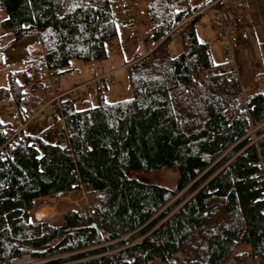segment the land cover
I'll list each match as a JSON object with an SVG mask.
<instances>
[{
    "label": "trees",
    "instance_id": "1",
    "mask_svg": "<svg viewBox=\"0 0 264 264\" xmlns=\"http://www.w3.org/2000/svg\"><path fill=\"white\" fill-rule=\"evenodd\" d=\"M112 4L0 0L2 35L12 43L35 36L41 51L26 71L6 74L22 123L51 98L37 84L41 68L58 80L71 61L106 59V45L118 37ZM198 8L191 0H147L156 45L126 66L130 97L106 103L104 86L97 87V105L81 110L60 97L66 144L6 134L0 121V264L23 256L40 264H264V186L257 180L264 96L243 99L232 71H214L196 37L200 16L179 28L181 50L169 55L167 34ZM160 170L174 173L172 187L129 175ZM73 191L95 206L38 222L25 217L35 200ZM239 246L249 251L233 255Z\"/></svg>",
    "mask_w": 264,
    "mask_h": 264
},
{
    "label": "rangeland",
    "instance_id": "2",
    "mask_svg": "<svg viewBox=\"0 0 264 264\" xmlns=\"http://www.w3.org/2000/svg\"><path fill=\"white\" fill-rule=\"evenodd\" d=\"M116 1L111 0L112 3ZM146 2L147 0H134L135 17L130 15V19L134 23L131 24L133 26L130 30L134 27L139 30L137 39H132L129 36L130 30L126 35H123L126 31H120L117 39L106 45L107 57L105 60L93 64L71 61L67 67L69 71L58 77L55 92L59 94L64 91H72V102L75 110L97 105V91L89 83L99 78L102 73H105L103 76L106 79L104 80V88L99 89V93L104 102L111 103L130 97L126 66L132 63L136 57L143 55L145 50L156 45V41L152 39L150 26L144 12ZM191 2L198 7L202 4V0H191ZM262 2L264 0H222L225 17L233 29L234 27L237 29L235 15H240L241 19L236 38L232 36L233 34L230 36L232 45L230 55H226V42L221 36L218 26L215 25L208 13L202 14L195 24L196 37L199 42L206 43L211 60L216 66L214 71L220 72L221 65H228L226 64V58H232L233 63L232 67H229V71L235 74L243 99L248 98L253 93L264 96V28H261V24H264V4ZM119 17L121 16L113 12L115 24H118ZM2 18H4V14L0 13V19ZM233 43L236 45L233 46ZM167 49L172 57L180 52L178 35L170 37ZM40 55V47L35 36L12 43L10 38L3 36L0 30V121L5 124L6 134H11L10 131L12 132L15 129L20 130L22 123L15 119L16 111L7 88L6 74L14 71H26L29 62L40 57ZM46 92L49 97L53 96L52 91ZM36 111L37 109L27 115L23 131L36 133L44 141L56 144L55 139H52V129L47 124L48 116H54L55 113L50 108ZM251 138L252 140L255 139L252 136ZM129 175L143 182L164 187H172L175 182V175L169 170H160L148 174L129 172ZM54 195L42 198L44 203L40 206H52L49 211H40L39 214H35V211L31 212V210L25 212L29 221L38 222L40 215L44 216V219L54 218L70 207L76 209L75 204L83 199L84 202L80 205L78 211H90L86 204L94 203L82 191L64 193L60 197ZM243 250L245 249L241 247L236 248V252H239V254L245 253L246 250ZM234 263L239 264L233 260H227L226 262V264ZM242 264H251V262L246 260Z\"/></svg>",
    "mask_w": 264,
    "mask_h": 264
},
{
    "label": "built area",
    "instance_id": "3",
    "mask_svg": "<svg viewBox=\"0 0 264 264\" xmlns=\"http://www.w3.org/2000/svg\"><path fill=\"white\" fill-rule=\"evenodd\" d=\"M219 3H220L219 0H212V1L202 0L201 6L191 16H189L188 18H185L184 14H182L180 16V20H179L178 24L174 28H172L167 35L170 37L177 35L179 28L188 19H190L194 16H201L202 14L208 13L210 15V18L212 19V21L215 23V25L218 26V29L220 30V34L226 42V49H227L226 55H230L231 49H232V45L230 42V36L233 34L234 30L231 27L229 21L225 17V9L223 8L222 5L219 6ZM111 11L116 13L117 15H119L121 17H128L130 15L135 17L134 0H117L116 2H114L112 4ZM135 22H136V20H135ZM131 24H134L133 21L131 22ZM138 35H139V30L136 27H134L129 32V36L132 39H137ZM232 63H233L232 58L230 59L229 57H227L226 58V64H228V65H223V66L221 65L220 71L221 72L229 71V67H232L231 66ZM105 79H106L105 76L99 77V78L92 80L89 84L92 85V87L95 89L97 87L102 88L104 86V80ZM57 82H58L57 77L54 75L53 72L49 71L46 68L40 69L38 77H37V84L40 85L41 87H43L46 91H52L53 96L46 101H40L37 105V111H42L46 108H50V110H52L55 113L54 116H48L47 124L52 129L51 130L52 136H53L52 138L55 139L56 143L59 145H64L67 143V136L65 133L63 119H62V117L59 113V110H58V101H59V98L62 96H67L68 98L72 99V91H68V92H65L63 94H55V88H56ZM15 119L20 121L17 114L15 116ZM24 124L25 123H21L20 130L23 129ZM255 129L256 128H251L247 134L250 137L252 136L253 138H255L254 140H252V138H251L250 144H255L257 142V140L259 139L255 136V133H254ZM20 130H18L16 133H14V135L17 134ZM14 135L9 136L7 138V140L5 141V143L12 141V138ZM257 166L259 168V173L257 174L258 175L257 180L260 183L262 182V185L264 186V160L260 157L257 160ZM82 193H83V191H82ZM60 195L55 194L54 196L60 197ZM83 202H84V199L80 202L78 201L75 204V208L77 210H79L80 205ZM86 205H87L88 209L91 210L95 206V203H87ZM262 212L264 213V208L262 209ZM25 217L29 221V218L26 215H25ZM34 220H35V218H34ZM239 247H241V246H239ZM239 247H237V248H239ZM243 251H245V250H243ZM237 254H239V252H236V249H235L233 255H237ZM177 257L180 258L179 255H177ZM228 260H233V258H229ZM42 262L43 261H40V260L33 261V260L29 259L27 256H23V257L12 260L10 264H40ZM226 262H225V264H226Z\"/></svg>",
    "mask_w": 264,
    "mask_h": 264
},
{
    "label": "crops",
    "instance_id": "4",
    "mask_svg": "<svg viewBox=\"0 0 264 264\" xmlns=\"http://www.w3.org/2000/svg\"><path fill=\"white\" fill-rule=\"evenodd\" d=\"M221 3H222V0H221ZM263 4H264V2H262ZM235 17H236V24H237V29L234 27V33H233V35L232 36H234L235 38H236V35H237V31H239V27H240V24H241V19H240V15L239 16H237V15H235ZM120 19H119V22H118V24H116V29H117V33H120V31H126L125 32V34L123 33V35H126V33H128V31L130 30V28H132V26L133 25H131V19H130V16L129 17H119ZM127 28H129L128 30H127ZM261 28H264V24H261ZM32 38V37H31ZM203 44H205L206 45V43L204 42ZM234 45L233 46H235L236 44L235 43H233ZM155 46V45H154ZM154 46L153 47H151L150 49H147V50H145L144 51V54L143 55H145V54H147L150 50H152L153 48H154ZM207 46V45H206ZM208 48V47H207ZM143 55H141V56H143ZM140 57V56H139ZM138 57H136L135 59H134V61L137 59ZM133 61V62H134ZM131 62V61H130ZM132 62V63H133ZM131 64V63H130ZM105 73H102L101 75H99L100 77L101 76H103ZM56 89V88H55ZM65 92H68V91H64V92H61V93H59V94H63V93H65ZM55 94H57L56 92H55ZM24 130V128L21 130V131H23ZM18 131V129H15V130H13L12 132L13 133H16ZM24 132V131H23ZM53 139V138H52ZM76 192H78V191H73L72 193H76ZM44 203V201L42 200V199H38V200H35L34 201V203H33V206H32V208L30 209L31 210V212H33V211H35V214H39L40 213V211H49L50 209H51V207L52 206H49V205H44L43 207H41L40 205L41 204H43ZM30 210H28V211H26V212H29ZM50 213V212H49ZM48 213V214H49ZM44 216H42V215H40V218L39 219H44L43 218ZM37 219V218H36ZM241 248L242 249H245L246 251L245 252H247V251H249V248L247 247V246H241Z\"/></svg>",
    "mask_w": 264,
    "mask_h": 264
},
{
    "label": "water",
    "instance_id": "5",
    "mask_svg": "<svg viewBox=\"0 0 264 264\" xmlns=\"http://www.w3.org/2000/svg\"><path fill=\"white\" fill-rule=\"evenodd\" d=\"M57 195H60V193H58Z\"/></svg>",
    "mask_w": 264,
    "mask_h": 264
}]
</instances>
